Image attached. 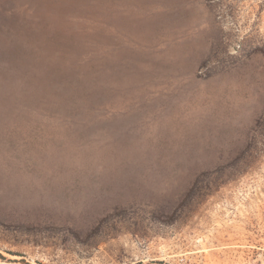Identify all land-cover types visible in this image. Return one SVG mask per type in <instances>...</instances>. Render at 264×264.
<instances>
[{
  "label": "rangeland",
  "instance_id": "obj_1",
  "mask_svg": "<svg viewBox=\"0 0 264 264\" xmlns=\"http://www.w3.org/2000/svg\"><path fill=\"white\" fill-rule=\"evenodd\" d=\"M0 264H264V0H0Z\"/></svg>",
  "mask_w": 264,
  "mask_h": 264
},
{
  "label": "built area",
  "instance_id": "obj_2",
  "mask_svg": "<svg viewBox=\"0 0 264 264\" xmlns=\"http://www.w3.org/2000/svg\"><path fill=\"white\" fill-rule=\"evenodd\" d=\"M239 48H240V45H234V46L232 47V53H237L238 50H239Z\"/></svg>",
  "mask_w": 264,
  "mask_h": 264
}]
</instances>
